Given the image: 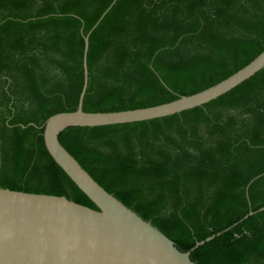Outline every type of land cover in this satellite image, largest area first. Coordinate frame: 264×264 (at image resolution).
<instances>
[{
	"label": "trees",
	"instance_id": "trees-1",
	"mask_svg": "<svg viewBox=\"0 0 264 264\" xmlns=\"http://www.w3.org/2000/svg\"><path fill=\"white\" fill-rule=\"evenodd\" d=\"M112 2L0 0V188L96 210L49 156L42 133L49 117L76 110L83 37ZM263 51L264 0H116L88 37L82 111L167 104ZM58 140L179 251L213 237L191 251L193 264H264V68L203 106L68 128Z\"/></svg>",
	"mask_w": 264,
	"mask_h": 264
},
{
	"label": "water",
	"instance_id": "water-1",
	"mask_svg": "<svg viewBox=\"0 0 264 264\" xmlns=\"http://www.w3.org/2000/svg\"><path fill=\"white\" fill-rule=\"evenodd\" d=\"M115 1L83 37V83L76 110L49 117L42 133L49 156L96 210L64 197L0 188V264H193L191 251L213 238L195 244L188 252L179 251L149 222L101 188L61 146L58 137L68 128L138 123L203 106L261 71L264 51L227 79L197 94L150 108L85 113L88 37Z\"/></svg>",
	"mask_w": 264,
	"mask_h": 264
}]
</instances>
